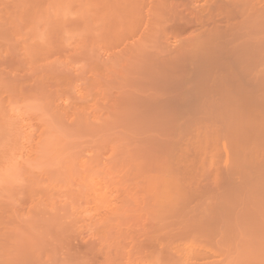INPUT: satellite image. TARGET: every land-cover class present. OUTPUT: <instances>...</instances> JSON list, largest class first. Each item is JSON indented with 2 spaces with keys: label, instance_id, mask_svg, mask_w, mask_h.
<instances>
[{
  "label": "rangeland",
  "instance_id": "1",
  "mask_svg": "<svg viewBox=\"0 0 264 264\" xmlns=\"http://www.w3.org/2000/svg\"><path fill=\"white\" fill-rule=\"evenodd\" d=\"M187 1L0 0V264H264V141H231L221 79L159 64L203 55L194 16L262 44L264 0Z\"/></svg>",
  "mask_w": 264,
  "mask_h": 264
},
{
  "label": "bare ground",
  "instance_id": "2",
  "mask_svg": "<svg viewBox=\"0 0 264 264\" xmlns=\"http://www.w3.org/2000/svg\"><path fill=\"white\" fill-rule=\"evenodd\" d=\"M188 1H187L188 2L187 4L185 3L187 6L192 5L194 7V4L198 3V0H188ZM213 1H212L213 4L208 7L209 9H207L208 13L212 12L213 10L216 13L217 11H224L225 13L231 14L230 16H232L233 14L238 15V13H240L241 11L244 12L245 9L248 11V8H250L251 10V7H248L250 6L249 4L250 2H247V1H244V2H241V1L233 2L232 0H231L232 2H230V0H228L229 2L228 1L226 2L224 0H213ZM254 6H253V9H254ZM256 8L255 10L258 9ZM202 9L204 10L205 8H202ZM260 9H258L255 12L253 11L254 13L252 12L253 14L252 16H250L252 21L248 20L250 22L249 23L250 25L252 23V26H251L252 28L255 25H258L256 28H259L260 26L259 24L261 23H262L261 25L264 26V17H263L264 13L263 11H261L260 13ZM195 10L196 9L193 8V10H190V11H195ZM195 12H198V11H195ZM199 14L197 15L200 16ZM220 14L222 13H219V15ZM190 15H191V12H190ZM223 15H226V14L223 13ZM223 15H222V19L224 17ZM212 16L209 15L207 17L211 18ZM243 16L245 17L244 13H243ZM194 18L195 19L190 18L192 20H188V18L185 19V17H183V19H185L184 22L187 25L190 26V25L198 24L196 25V27L197 26L202 27L203 28V29L201 28L202 32H204L203 30L205 28L206 29L205 34L209 32L208 35L211 39L209 41H206L207 44L205 43L203 44L204 53L198 59L187 60L186 58L181 57V55L185 54V52L190 51V49L192 48L193 41L192 42L190 41L189 44L184 46L183 50L181 48H178L179 50L177 49L179 53L176 51L174 52L176 56H173L174 53L171 52L172 54L170 53L171 56L169 58H166V60L164 59L163 61L159 63L161 65L163 72L166 73L165 74L166 80L164 83L165 88L172 87L171 81L169 79L170 76H177V79L178 77L184 76L185 74L189 72L188 69L191 65L195 66V68L192 70L197 75H200L203 77L212 76L217 79H221V81L224 82L223 89L215 91V96H218L219 98L217 100L220 101V104L219 106H217V109L219 112L218 114L222 113L221 115L222 117L226 113H230L232 115V119L231 120L229 119V121L225 123L228 125V126L226 125L227 130H228L227 132L228 134H230L229 136L231 137V141H264L263 140L264 139V68H262V66L258 64L261 59H264V50H263L264 41L262 43L263 46L260 43L262 42V40L259 37H258L260 39L259 43L261 45H258L259 43L258 44L256 43L257 46H255L254 42L253 43L251 42L253 37L250 39L249 34H247L245 31L243 32V29L245 28L246 30L248 26V24L246 25L242 23V22L247 21L245 18H244L245 21H241L242 24L239 23L240 25L239 24L237 25L235 23L236 26L235 27L233 26L234 27V29L232 28L233 30L228 29L226 32H223V33H221L222 30H220L219 27L217 28L218 25L216 24V22H219V21L217 20L213 21L212 18L209 19L205 17L202 18L205 20H202L201 18L196 17V16H194ZM235 18L234 20L236 22ZM260 19L262 22L260 21ZM238 21L239 20H237V22ZM223 22H226V21H223ZM187 25L185 27H187ZM227 27H230V26L227 25ZM260 27L262 28V26ZM252 30L253 29H251V31ZM213 32H215V36H214V41L216 40L215 42H212V37L214 35ZM223 38L225 42L221 40ZM212 44H214V46L212 47L211 50H209L210 47L208 46ZM260 46H262V48ZM178 89H179V86L177 87L176 90ZM174 101H175V104H174L175 106L178 103V99H174ZM250 121L252 123L250 124V126H252L251 129H250V126H247V124H249ZM260 148H263V146H261ZM240 151L242 155L243 153H245L243 148H241ZM253 159L255 160L256 158L253 157ZM250 168L252 170L253 168L256 169L257 172H254V175H256L255 173H257L258 174L257 177H259V175L260 176L264 175V171L262 169L257 170L258 168L256 167L252 168L251 166ZM255 169L253 171H255Z\"/></svg>",
  "mask_w": 264,
  "mask_h": 264
}]
</instances>
